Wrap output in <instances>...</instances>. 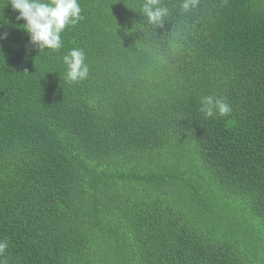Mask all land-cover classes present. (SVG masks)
I'll list each match as a JSON object with an SVG mask.
<instances>
[{
	"label": "trees",
	"instance_id": "1",
	"mask_svg": "<svg viewBox=\"0 0 264 264\" xmlns=\"http://www.w3.org/2000/svg\"><path fill=\"white\" fill-rule=\"evenodd\" d=\"M0 0L8 264H264V0H79L40 54ZM89 77L65 81L63 55ZM225 99L205 118L202 96Z\"/></svg>",
	"mask_w": 264,
	"mask_h": 264
},
{
	"label": "clouds",
	"instance_id": "2",
	"mask_svg": "<svg viewBox=\"0 0 264 264\" xmlns=\"http://www.w3.org/2000/svg\"><path fill=\"white\" fill-rule=\"evenodd\" d=\"M8 4L18 13L16 19L25 21L21 28L29 34V43L40 54L60 51L63 48L62 34L83 19L79 0H9ZM197 4L198 0H182L180 10L182 13L190 12ZM139 7L148 24L163 27L169 10L161 5L160 0H143ZM7 36L6 32L0 34V40L7 39ZM0 56H3L2 53ZM62 63L67 83H79L89 77L90 69L84 50L71 49L63 55ZM200 111L205 118H213L229 115L232 108L223 98L205 95L200 100ZM7 248V240H0V264H8L5 256Z\"/></svg>",
	"mask_w": 264,
	"mask_h": 264
}]
</instances>
